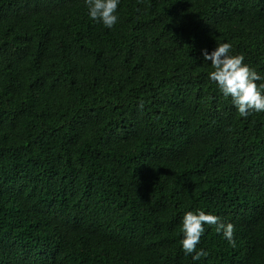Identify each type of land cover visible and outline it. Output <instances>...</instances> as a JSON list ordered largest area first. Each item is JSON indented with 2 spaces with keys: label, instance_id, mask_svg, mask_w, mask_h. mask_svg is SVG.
Wrapping results in <instances>:
<instances>
[{
  "label": "trees",
  "instance_id": "16d2710c",
  "mask_svg": "<svg viewBox=\"0 0 264 264\" xmlns=\"http://www.w3.org/2000/svg\"><path fill=\"white\" fill-rule=\"evenodd\" d=\"M118 13L0 0V264H264V112L241 117L202 55L231 42L264 75V0ZM196 209L235 244L206 225L185 256Z\"/></svg>",
  "mask_w": 264,
  "mask_h": 264
},
{
  "label": "clouds",
  "instance_id": "9594fccd",
  "mask_svg": "<svg viewBox=\"0 0 264 264\" xmlns=\"http://www.w3.org/2000/svg\"><path fill=\"white\" fill-rule=\"evenodd\" d=\"M84 3L89 19L108 29L117 24L121 0H84ZM232 49L231 42L226 41L217 42L211 52L202 50L204 61H211L210 70L207 72L208 80L224 98H230L231 104L241 117H247L252 112H264V75L246 63L243 54H233ZM206 225L213 226L215 232L221 234L229 244H235V226L232 222L203 209L186 211L181 219L182 238L179 244L184 255H191L193 261L207 256L204 248H197Z\"/></svg>",
  "mask_w": 264,
  "mask_h": 264
}]
</instances>
